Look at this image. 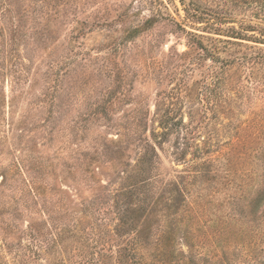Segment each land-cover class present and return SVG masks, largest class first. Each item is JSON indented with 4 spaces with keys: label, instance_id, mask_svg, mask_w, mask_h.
Masks as SVG:
<instances>
[{
    "label": "rangeland",
    "instance_id": "rangeland-1",
    "mask_svg": "<svg viewBox=\"0 0 264 264\" xmlns=\"http://www.w3.org/2000/svg\"><path fill=\"white\" fill-rule=\"evenodd\" d=\"M145 2L0 0V264H18L14 252L27 241L29 226L44 225L50 215L61 214L59 223L73 217L85 225L104 219V239L114 238V244L131 239L130 232L122 240L113 236L111 211L123 183L121 172L138 158L139 146L129 139L135 119L141 120V134L156 143L149 182H186L182 197H175L178 216L191 217L183 219V230L190 225L192 233L188 243L176 235L177 254L188 256V244L202 255L210 253L212 241L221 242L211 238L224 226L226 242L235 239L227 249L223 236L216 250L240 262L243 235L263 227L264 202L254 213L248 202L263 185V159L255 152L264 147V131L248 123L264 115V97L239 99L240 106L230 111L221 105L207 110L216 123L200 122L204 102L194 95L182 103L174 99L180 78L192 93L199 79L197 70L180 66L177 58L187 50L175 25L183 17L181 6L163 0L171 17L129 36V28L151 14L152 3ZM123 11L132 17L119 21ZM114 72L124 88L117 90L113 105L100 111L117 84ZM94 112L99 119H91ZM168 112L173 120L162 127L159 120ZM213 124L221 131L218 146L206 143ZM195 162L197 175L184 180ZM172 217L155 225L149 221L151 229ZM140 253L150 261L148 249Z\"/></svg>",
    "mask_w": 264,
    "mask_h": 264
},
{
    "label": "trees",
    "instance_id": "trees-1",
    "mask_svg": "<svg viewBox=\"0 0 264 264\" xmlns=\"http://www.w3.org/2000/svg\"><path fill=\"white\" fill-rule=\"evenodd\" d=\"M145 1L143 0L144 3ZM168 1L174 3V0ZM176 1L181 6L183 17L181 23L175 22V25L186 39L187 47L186 51L177 54V58L182 61L180 66L191 67L190 71L197 70L199 79L192 85L195 91L192 93L187 82L180 78L174 99L182 103L184 98L196 96L198 101L204 102V109H199L202 115L200 122L207 119L216 123L213 116L207 117V110H214L221 105L230 111L240 106L242 102L239 99L249 100L254 95L264 97V0ZM151 3L150 16L129 28V36L148 31L161 19L171 17L169 12H165L167 5L163 0H150ZM127 13L126 11L119 13L118 20H129L132 16ZM138 14L137 9L133 16ZM113 80L117 81V84L102 100L100 111L113 105L114 101H117V90L124 88L123 78L119 74L114 72ZM118 93L123 95L121 91ZM96 114L100 113L94 112L91 119H99ZM228 118L229 125L232 123V116ZM172 120L173 117L168 112L162 115L159 123L165 127ZM140 122L139 119H135L131 128L132 133H129V139L135 140L139 146L138 158L134 165L129 164L128 169L121 172L120 180H123V183L116 189V201L111 211L112 219L115 221L113 236L122 240V236L130 232L133 234L131 239L118 244H114V238L104 239L108 225L104 219L103 221L99 219V223L102 221L103 224L89 222V225H85L73 217L68 222L59 223L56 219L61 217V214L56 218L50 215L45 223L47 225L29 226L25 233L27 241L17 249L20 251L14 252L18 257V264H264V225L243 235L245 240L238 245L245 250V259L240 262H233L226 251L221 252L219 256L220 253L216 250L223 236H225L223 248L229 249L227 244L235 239L226 242L229 232L224 226H221L216 231V236L211 238L215 240L218 237L221 242L212 241L214 247L211 246L210 253L202 255L201 252L193 250L190 244L186 253L188 256L185 258L176 253L174 249L176 235H180L187 242L188 234L192 233L189 224L190 229L183 230L185 226L183 219L191 220V217L177 214L180 204L175 196L182 197L186 190V182L156 181L157 186L149 182L151 176L148 175L156 168L155 159L158 158V153L156 143L151 140L153 136L147 138L141 134ZM248 125L264 131V115ZM185 130L188 131L186 127ZM220 132L217 125L213 124L212 129L207 132L208 135L206 134V143L209 146H218ZM188 133L193 134L192 131ZM239 134L241 135V132ZM119 142L121 143L120 140ZM255 153L258 159H263L260 180L263 185L248 202V205L254 207L253 213L259 206L262 207L264 202V147ZM183 157L184 153L181 152L177 159L182 160ZM192 165L193 170L185 172L184 180L193 179L197 175L198 165L196 162ZM260 212L263 217L264 209ZM90 213L93 212L90 210ZM105 214L109 216L108 211H105ZM170 215H176L168 221L170 225L159 224L151 229L149 221H153L155 225V221L166 220ZM106 218L110 219L107 216ZM179 218L181 219L178 220ZM192 237L193 235L190 239ZM10 247L13 248V245ZM141 248L148 249L151 256L149 262H145L144 256L140 253ZM260 255L263 258H260Z\"/></svg>",
    "mask_w": 264,
    "mask_h": 264
}]
</instances>
